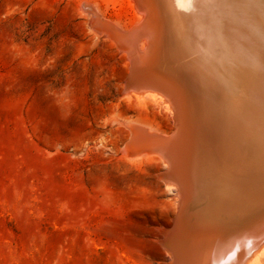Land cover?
<instances>
[{
	"label": "rangeland",
	"instance_id": "obj_1",
	"mask_svg": "<svg viewBox=\"0 0 264 264\" xmlns=\"http://www.w3.org/2000/svg\"><path fill=\"white\" fill-rule=\"evenodd\" d=\"M80 3L0 0V264H164L173 194L159 160L126 154L125 123L172 113L123 92V53Z\"/></svg>",
	"mask_w": 264,
	"mask_h": 264
},
{
	"label": "bare ground",
	"instance_id": "obj_2",
	"mask_svg": "<svg viewBox=\"0 0 264 264\" xmlns=\"http://www.w3.org/2000/svg\"><path fill=\"white\" fill-rule=\"evenodd\" d=\"M117 1L78 8L123 53V92L172 113L165 129L125 123L126 154L159 160L173 194L164 264H254L264 253V220H254L264 215V0H129L131 24L110 12ZM249 223L240 241L228 235Z\"/></svg>",
	"mask_w": 264,
	"mask_h": 264
},
{
	"label": "water",
	"instance_id": "obj_3",
	"mask_svg": "<svg viewBox=\"0 0 264 264\" xmlns=\"http://www.w3.org/2000/svg\"><path fill=\"white\" fill-rule=\"evenodd\" d=\"M139 73H141V72H139ZM258 217H260V216H258ZM255 218L254 220L255 221H257V219H258V221H261V220H264V215L261 217V218ZM254 221V222H255ZM253 222V223H254ZM252 223V224H253ZM181 225V222H179V220H178V217H177V215L175 216V220L173 221V223H172V225L170 226V229L172 230V231H174L175 230V228H177L179 225ZM251 223H249V224H247V225H244V226H242V227H240V228H238L237 230H235V231H233V232H231L230 234H228V235H233L236 231V233H239L240 231H241V233L240 234H238L239 236L236 238V241H240L241 239H243L248 233L247 232H249L250 230H251V228H253L251 225H250ZM174 228V229H173ZM179 230V229H178ZM247 233V234H246ZM181 245V244H180ZM202 245V247L203 246H206V244L203 242V244H201ZM200 246V245H199ZM181 249H182V251H183V249L184 248H182V245H181ZM201 249V248H200ZM200 249H195L196 250V254L197 255H199L198 253L200 252L199 250ZM185 252V251H184ZM194 255H195V253H194ZM202 261V260H201ZM207 260H205L204 261V264H209L208 263V261L206 262ZM197 264H202V262H197ZM210 264H213L212 262L210 263Z\"/></svg>",
	"mask_w": 264,
	"mask_h": 264
},
{
	"label": "snow or ice",
	"instance_id": "obj_4",
	"mask_svg": "<svg viewBox=\"0 0 264 264\" xmlns=\"http://www.w3.org/2000/svg\"><path fill=\"white\" fill-rule=\"evenodd\" d=\"M186 2H187V0H186Z\"/></svg>",
	"mask_w": 264,
	"mask_h": 264
}]
</instances>
